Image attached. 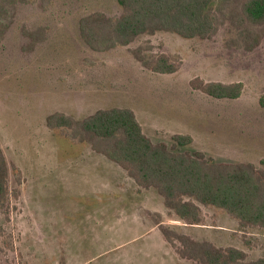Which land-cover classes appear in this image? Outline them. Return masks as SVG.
Instances as JSON below:
<instances>
[{"label": "rangeland", "instance_id": "rangeland-1", "mask_svg": "<svg viewBox=\"0 0 264 264\" xmlns=\"http://www.w3.org/2000/svg\"><path fill=\"white\" fill-rule=\"evenodd\" d=\"M95 11L115 17L122 10L117 0L20 4L0 43V146L12 194L9 213H0V264H196L179 257L161 227L235 247L248 261L263 258V230L243 229L213 207H202L203 225H184L156 190L141 189L89 144L50 129L47 118L60 112L83 120L101 109L129 108L155 144L174 148V136L189 135L193 142L176 151L261 170L264 39L248 52L225 26L212 40L158 33L99 53L80 31L81 19ZM40 27L45 40L30 50L23 29ZM138 48L182 66L175 74L153 73L134 57ZM195 78L240 82L243 93L216 100L191 88Z\"/></svg>", "mask_w": 264, "mask_h": 264}, {"label": "trees", "instance_id": "trees-1", "mask_svg": "<svg viewBox=\"0 0 264 264\" xmlns=\"http://www.w3.org/2000/svg\"><path fill=\"white\" fill-rule=\"evenodd\" d=\"M121 13L111 17L95 11L80 22L81 36L93 51L104 53L127 47L142 36L176 34L184 39L212 40L228 26L238 34L242 48L251 52L264 39V0H117ZM34 0H0V43L13 25L17 6ZM30 50L45 40L46 28L23 29ZM134 57L145 69L163 75L177 73L182 64L160 54L147 58L138 48ZM191 88L216 100H237L243 84L191 81ZM264 107V97L260 101ZM47 126L69 139L89 144L92 150L121 167L141 189H154L165 207L186 226L203 225L202 207L225 211L243 229L264 231L263 169L252 163H217L203 153L178 152L193 142L189 135L174 136V148L153 143L135 112L129 108L101 109L83 120L65 113L47 118ZM10 167L0 146V213L10 209ZM17 182L23 176L16 170ZM161 226V223H157ZM165 240L185 261L196 264H264V257L248 261L244 251L221 248L208 241L161 227Z\"/></svg>", "mask_w": 264, "mask_h": 264}, {"label": "crops", "instance_id": "crops-1", "mask_svg": "<svg viewBox=\"0 0 264 264\" xmlns=\"http://www.w3.org/2000/svg\"><path fill=\"white\" fill-rule=\"evenodd\" d=\"M191 227H195L196 228L197 226H191Z\"/></svg>", "mask_w": 264, "mask_h": 264}]
</instances>
